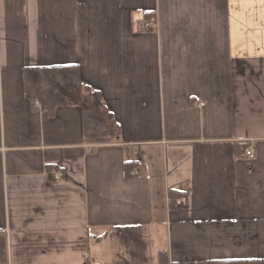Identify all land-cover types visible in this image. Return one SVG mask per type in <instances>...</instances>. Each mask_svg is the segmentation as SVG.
Here are the masks:
<instances>
[{"label":"crops","instance_id":"1","mask_svg":"<svg viewBox=\"0 0 264 264\" xmlns=\"http://www.w3.org/2000/svg\"><path fill=\"white\" fill-rule=\"evenodd\" d=\"M63 64L100 90L117 138L27 96L25 68ZM161 251L264 258V0H0V264Z\"/></svg>","mask_w":264,"mask_h":264},{"label":"trees","instance_id":"2","mask_svg":"<svg viewBox=\"0 0 264 264\" xmlns=\"http://www.w3.org/2000/svg\"><path fill=\"white\" fill-rule=\"evenodd\" d=\"M154 12H147V18ZM146 19V18H145ZM149 22V21H148ZM153 29V28H150ZM148 28V30H150ZM79 64H63L25 68L24 85L27 96L41 103L42 108L53 111L57 106L75 104L82 108L83 127L87 137L116 138L120 135V124L102 98L100 90L89 88V94L83 93L84 85ZM131 164L127 169L131 171ZM170 196L175 201L179 194L171 190ZM243 264H264V258L257 260H235ZM165 251L159 253V264H169ZM95 264H102L95 262Z\"/></svg>","mask_w":264,"mask_h":264},{"label":"built area","instance_id":"3","mask_svg":"<svg viewBox=\"0 0 264 264\" xmlns=\"http://www.w3.org/2000/svg\"><path fill=\"white\" fill-rule=\"evenodd\" d=\"M147 29L149 28H154L155 26H156V23H151V22H148V21H146L145 22V25H144ZM37 103L38 104H40V102L39 101H37ZM255 151H254V149L253 148H249L247 151H246V156H248L249 158H254L255 156ZM136 173H138V170H133V173L132 174H136ZM180 202V201H179ZM178 202V203H179Z\"/></svg>","mask_w":264,"mask_h":264},{"label":"rangeland","instance_id":"4","mask_svg":"<svg viewBox=\"0 0 264 264\" xmlns=\"http://www.w3.org/2000/svg\"><path fill=\"white\" fill-rule=\"evenodd\" d=\"M143 29L148 30L145 26L143 27Z\"/></svg>","mask_w":264,"mask_h":264}]
</instances>
